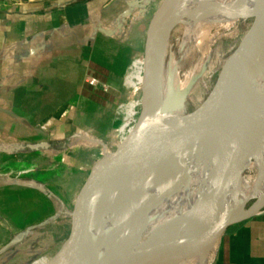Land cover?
<instances>
[{
    "label": "crops",
    "instance_id": "obj_1",
    "mask_svg": "<svg viewBox=\"0 0 264 264\" xmlns=\"http://www.w3.org/2000/svg\"><path fill=\"white\" fill-rule=\"evenodd\" d=\"M144 5L0 0V185L55 182L70 174L64 140L107 135L125 76L143 56ZM208 264H264V208L228 226Z\"/></svg>",
    "mask_w": 264,
    "mask_h": 264
},
{
    "label": "bare ground",
    "instance_id": "obj_2",
    "mask_svg": "<svg viewBox=\"0 0 264 264\" xmlns=\"http://www.w3.org/2000/svg\"><path fill=\"white\" fill-rule=\"evenodd\" d=\"M179 3L180 13L176 12L175 3L163 17L160 59L169 30L184 14L189 19L181 22L193 37L194 50L203 48L211 38L226 37L238 20L264 0H180ZM260 52L264 48L257 50L249 70L250 86L256 96L264 91V53L259 58ZM142 70L143 63L139 62L140 80ZM130 86L134 90L141 87L136 81ZM186 86L174 78L171 95H182ZM158 89L150 128H157L180 114L166 105L160 81ZM255 99L254 108L247 103L189 135L159 143L146 150L135 163L106 177L111 189H102L95 198V216L97 220L101 214L105 216L102 223L105 229L110 226L109 215L120 217V221L115 220L111 239L108 234L99 233L100 225L96 224L95 246L100 256L84 264H100L113 253L130 255L166 243L170 245L162 253L133 264H208L220 239L215 232L225 220L242 211L259 182L255 178L264 177V97ZM133 106V103L129 106L128 119L134 114ZM124 125L127 121L121 129ZM244 169L256 170L248 176L251 183L242 177ZM262 194L264 190L255 197ZM122 219L127 224L124 230ZM55 262L43 260L40 264Z\"/></svg>",
    "mask_w": 264,
    "mask_h": 264
},
{
    "label": "rangeland",
    "instance_id": "obj_3",
    "mask_svg": "<svg viewBox=\"0 0 264 264\" xmlns=\"http://www.w3.org/2000/svg\"><path fill=\"white\" fill-rule=\"evenodd\" d=\"M142 1L145 2L146 17L149 21L162 0ZM179 2L180 0L175 4L178 13L181 12L177 10L180 8ZM246 16L230 28L226 37L211 38L203 48H194V50L193 37L188 31L186 32L181 22L188 20V15L180 18L179 22L169 30L165 46L161 50L158 78L168 108H175L179 115H183L197 108L210 95L222 74L225 60L240 47L263 19V15L253 18ZM143 38L140 41V53H143L145 41ZM263 48L264 41L258 50ZM262 53L264 52H260L259 58ZM139 62L143 63V56L139 58ZM139 62H134L133 68L131 66L125 76L124 85L118 93L117 104L111 109L113 122L107 135L93 136L90 132L81 134L76 132L77 134L64 140L65 147L60 155L64 156L63 159L68 157L66 162L70 164L68 170L70 174L52 183H37L28 191H25L28 187L27 182L25 180L18 182L15 177L12 178V183L0 185V264H40L43 260L50 261L59 251L72 229L77 197L92 178L93 170L89 166L98 160L105 150L113 148L120 137L127 134L138 116L141 106V87L134 90L130 85L135 81L141 85L142 79L140 80L138 75ZM174 78L180 79L183 85L187 84L179 104L176 103V93L171 95V82ZM263 92H258L256 96L255 90L251 88L247 103L254 108L257 105L255 98L263 99ZM131 103L134 104V114L128 119L127 113ZM125 121L127 125H124L122 130L121 126ZM77 138L79 139L75 142ZM227 139L224 138L225 141ZM46 160V165L51 163L50 160ZM255 173V169H244L242 177L251 183L248 178ZM255 181L259 182L254 187L253 195L247 199L242 208H246L255 199L264 195L255 197L264 190V177L261 179L256 177ZM96 212L97 210H94V213ZM98 218L101 226L104 227L102 223L105 216L101 214ZM115 220L119 221V218L115 219L114 216L109 215L110 226L104 228L106 235H109L108 239L112 238L110 233ZM123 227L126 228L127 225Z\"/></svg>",
    "mask_w": 264,
    "mask_h": 264
},
{
    "label": "water",
    "instance_id": "obj_4",
    "mask_svg": "<svg viewBox=\"0 0 264 264\" xmlns=\"http://www.w3.org/2000/svg\"><path fill=\"white\" fill-rule=\"evenodd\" d=\"M177 1L162 0L150 19L143 48L141 106L138 116L124 138L118 141L113 148L105 150L101 157L89 166L93 170V175L89 184L80 191L77 197L72 229L50 262L84 264L86 260L100 256L95 246V233L98 230L99 233L106 232L99 223L100 220L96 219L93 205L102 189L108 191L111 189L109 182L106 183V177H112L111 175L119 169L138 161L149 148L189 135L247 104L251 90L250 63L264 41V3L250 9L249 18L263 15V19L240 47L225 60L222 74L210 95L197 108L176 116L157 128H150V118L156 110L158 98V78L161 65L159 36L163 30V17ZM182 17H185V14ZM181 100L182 95L177 93L176 103L179 104ZM30 147L37 149L48 147V145L42 143ZM263 208L264 195L243 208L238 215L225 220L215 232L216 236H221L228 226L251 218ZM121 221H123L122 229L124 230L127 228L123 227L126 220ZM96 224L100 225V229L96 230ZM168 245L170 244H161L148 251L130 255L113 253L100 264H133L162 253Z\"/></svg>",
    "mask_w": 264,
    "mask_h": 264
},
{
    "label": "built area",
    "instance_id": "obj_5",
    "mask_svg": "<svg viewBox=\"0 0 264 264\" xmlns=\"http://www.w3.org/2000/svg\"><path fill=\"white\" fill-rule=\"evenodd\" d=\"M94 83H95V80H91V81H90V84H94Z\"/></svg>",
    "mask_w": 264,
    "mask_h": 264
}]
</instances>
